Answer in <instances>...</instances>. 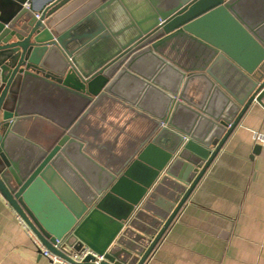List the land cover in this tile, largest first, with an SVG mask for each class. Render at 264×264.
I'll return each mask as SVG.
<instances>
[{
    "label": "water",
    "instance_id": "obj_1",
    "mask_svg": "<svg viewBox=\"0 0 264 264\" xmlns=\"http://www.w3.org/2000/svg\"><path fill=\"white\" fill-rule=\"evenodd\" d=\"M162 1L114 29L105 9L119 0H0V194L68 259L87 245L99 264H146L247 111L264 106V0L255 13L251 0ZM218 17L255 44L252 60L206 34ZM98 40L105 53L83 59ZM38 87L73 94L76 114L38 112ZM105 99L149 123L117 158L83 129Z\"/></svg>",
    "mask_w": 264,
    "mask_h": 264
},
{
    "label": "crops",
    "instance_id": "obj_2",
    "mask_svg": "<svg viewBox=\"0 0 264 264\" xmlns=\"http://www.w3.org/2000/svg\"><path fill=\"white\" fill-rule=\"evenodd\" d=\"M160 1L119 0L106 7L105 17L115 29L124 22L123 12L135 20L133 13L154 10ZM246 6L249 12H256L252 0ZM204 28L207 35L245 61L258 52L236 25L222 17L208 21ZM107 49V40H98L91 43L83 59L94 60ZM30 96L38 112L55 120L76 114L74 96L69 92L38 87ZM147 124L130 109L105 99L88 116L83 129L95 144L94 151L117 158L139 140ZM50 129L39 123L35 135L44 139ZM255 131L264 133V106L259 103L247 111L146 264H264V142L255 140ZM257 144L261 146L255 152ZM0 264H50L1 194Z\"/></svg>",
    "mask_w": 264,
    "mask_h": 264
},
{
    "label": "built area",
    "instance_id": "obj_3",
    "mask_svg": "<svg viewBox=\"0 0 264 264\" xmlns=\"http://www.w3.org/2000/svg\"><path fill=\"white\" fill-rule=\"evenodd\" d=\"M254 138L257 141L264 142V133L255 131ZM18 216H19V219L24 223L28 232L30 233L35 246L41 252V254L49 260L50 264H82V262L90 255L94 257L95 264H99L100 261L103 259V255H99L87 245L83 246L80 250L74 251L73 254H70L69 259L52 251L45 245V243L33 231V229L21 218V216L20 215ZM62 243H63V240L61 238H56L54 242V246L57 248H60Z\"/></svg>",
    "mask_w": 264,
    "mask_h": 264
}]
</instances>
